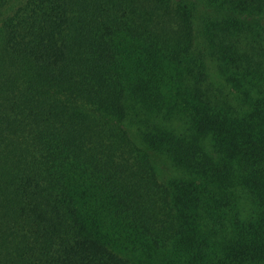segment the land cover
Here are the masks:
<instances>
[{
    "label": "trees",
    "instance_id": "16d2710c",
    "mask_svg": "<svg viewBox=\"0 0 264 264\" xmlns=\"http://www.w3.org/2000/svg\"><path fill=\"white\" fill-rule=\"evenodd\" d=\"M205 2L4 17L0 264H264V0Z\"/></svg>",
    "mask_w": 264,
    "mask_h": 264
},
{
    "label": "rangeland",
    "instance_id": "374dc122",
    "mask_svg": "<svg viewBox=\"0 0 264 264\" xmlns=\"http://www.w3.org/2000/svg\"><path fill=\"white\" fill-rule=\"evenodd\" d=\"M23 0H11V2L9 3V5H7L5 8H3L2 10H0V24L2 22V20L4 19V17H6L8 14H10V12H12V10L18 6ZM201 6L202 8H204L208 15L213 18L217 15H220L216 9L214 8H208L206 7V2L205 0H201ZM203 15L207 16L206 13H204ZM225 15V14H223ZM203 16V17H205ZM262 23H264V21H262ZM133 130V128H131ZM152 158L154 160V167L156 168L157 174L159 179L161 180H167L169 177H175L178 175V171H176L171 165L170 163L165 160L164 158H162L160 155H158V153H153L152 154Z\"/></svg>",
    "mask_w": 264,
    "mask_h": 264
}]
</instances>
